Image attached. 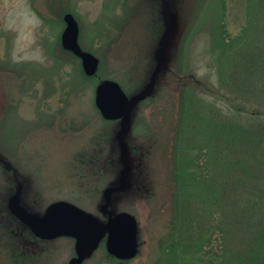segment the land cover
I'll use <instances>...</instances> for the list:
<instances>
[{
  "label": "rangeland",
  "instance_id": "obj_1",
  "mask_svg": "<svg viewBox=\"0 0 264 264\" xmlns=\"http://www.w3.org/2000/svg\"><path fill=\"white\" fill-rule=\"evenodd\" d=\"M256 1L0 0V154L14 169L10 173L0 162V209L3 202L10 209L18 192L22 204L38 214L60 199L103 224L110 214H134L140 254L124 264H173L174 253L181 254L174 264H202L208 237L216 246L230 242L234 248L252 232H262L237 213L247 207L243 199L232 207L223 194L238 181L244 194L264 190L257 150L228 129L235 115L227 98L236 97L230 90L236 52L246 43L252 52L261 49L248 37L256 26L264 33ZM68 13L79 22L82 47L100 60L95 79L82 73L81 57L61 47ZM174 60L181 85L163 71L148 90L153 99L137 104L133 98L122 119L102 116L94 102L101 81L114 80L136 97L160 66L171 69ZM189 73L220 91L190 87L184 81ZM227 77L231 85L224 89ZM158 85L163 89L154 97ZM256 103L264 107V91ZM228 143L236 145L237 154L230 156H238V163L222 162ZM11 179L22 183L11 190ZM188 195L206 204L200 212L189 211L195 219L189 226L182 215ZM262 210L260 217L264 204ZM202 220L211 232L198 226ZM233 220L240 222L232 225ZM5 229L0 223V264H69L75 252L74 241L63 236L21 256ZM104 245L87 264H118Z\"/></svg>",
  "mask_w": 264,
  "mask_h": 264
},
{
  "label": "trees",
  "instance_id": "obj_2",
  "mask_svg": "<svg viewBox=\"0 0 264 264\" xmlns=\"http://www.w3.org/2000/svg\"><path fill=\"white\" fill-rule=\"evenodd\" d=\"M257 6V15L260 19L264 17L262 8L264 7V0H257L256 2ZM257 23V20L256 22ZM255 31L251 34H249L248 37H252V42L254 44H258V47H261L260 50L252 52L251 46L249 44H245L242 50H237L236 54L238 56V64L236 63V67L234 72L232 73L231 82L234 81V83H231L232 86H230V80L224 79L222 82V88H227L230 86V90L233 94H236V97L231 96L228 99L229 103L231 102L229 106H231L232 110L234 111V119L232 120L231 126H229L228 129L236 130L237 133V140L240 142L245 141V139H248L247 144L249 143L250 147L253 150H257V153H255L257 162L255 161V164L259 163V173L263 174L264 176V107L257 105L256 101L258 96H263V79H264V33L259 29V26H256L253 28ZM231 45V43L229 44ZM249 46V47H247ZM62 49L69 52L74 57H80L78 54L73 52L70 49L65 48L63 45H61ZM247 47V48H246ZM84 49V48H83ZM86 50V49H84ZM243 52V55L240 53ZM245 52H249L248 54H245ZM178 60H174V62L171 63L172 68L166 66H160L158 68L157 72L152 74V77L148 82H145L140 89V94H137L138 96L137 104L142 103L147 99H153L150 97L148 93V90L152 89L153 86L156 85L157 81H160L159 79L163 77V74L168 75L169 73L176 75L178 79V84L181 85L180 77L178 71ZM234 64V63H233ZM101 63L99 65L100 70ZM170 66V65H169ZM158 67V65H157ZM156 67V68H157ZM155 68V70H156ZM234 68V66H233ZM82 73L84 76L88 79H95L97 74L95 75H87L85 74L83 68ZM163 71H165L163 73ZM154 75V76H153ZM179 75V76H178ZM187 85L190 87H200L209 90V92L217 94L220 90L219 87L216 88L215 85L208 84L207 80H202L199 77H197L193 73H189L185 76V80ZM103 82V81H101ZM158 85L156 87V92L154 94V97L157 95V93L163 89V87L159 88ZM155 88V87H154ZM223 90V89H222ZM140 95V97H139ZM250 102V103H248ZM254 102V103H252ZM256 106H254V105ZM211 110V109H210ZM215 112L214 109L211 110ZM182 113V108H181ZM217 126V123H214V127ZM227 126V124H226ZM234 143V142H231ZM175 144V143H174ZM178 144V143H177ZM236 145L227 144L226 147L229 148V154H226L223 157L222 162L229 163L232 161V163H238L239 157H232L230 154H237V150L235 148ZM236 151V152H233ZM261 156V159H260ZM254 157V156H253ZM230 159V160H229ZM93 163V162H92ZM253 163V162H252ZM97 165V164H96ZM13 170H10L8 172H12ZM96 171V169H93ZM86 174V173H85ZM256 177H253L255 179ZM264 178V177H263ZM252 179V180H253ZM257 180V179H256ZM16 181V180H15ZM238 181V180H237ZM11 186L12 188H9L13 190V188L17 185V183L21 184L22 181L19 179L17 182H12L11 179ZM225 183H223L224 185ZM237 184L238 187H235ZM241 183L235 182L234 186L228 187V190L223 191L224 197L229 202V204L232 207H237L240 204V199L244 200V205H247L245 209L242 208L241 210H238L237 213H241V217L243 220H250L251 225H255L258 227L264 228V216H261L258 214L259 210H262V206L264 204L262 200V195L264 194V190L261 187L259 189V192L256 190L254 192H247L244 194L240 190ZM245 189V188H244ZM229 191V196L226 195V193ZM263 191V192H262ZM12 192V191H11ZM3 196H1V199ZM204 197V196H202ZM5 201V200H4ZM208 204V203H207ZM194 205V206H193ZM206 207V204H204L203 199L200 196H192L188 195L182 202V215H185L186 218L189 221H184V224L188 223L191 220V216L189 215V211L200 212L201 209H203L201 206ZM222 205L224 203H221V210ZM5 203L3 202L2 210L0 209V219L1 224L4 227L5 225V235L10 238L11 246L17 251L19 255L23 254L24 252H31L30 250H33L32 248L36 247V245L42 244V239L37 237L33 232H31L30 228L24 224L21 220H19L16 216H14L11 211L7 208ZM187 211V212H186ZM263 211V210H262ZM205 213V211H203ZM223 215V211L221 213ZM259 215V218L256 217V215ZM255 215L256 218H253ZM175 218V214H174ZM7 219V220H6ZM249 221V223H250ZM240 221H234L232 222V225L238 224ZM4 224V225H3ZM174 224V223H173ZM194 224V223H193ZM210 223L205 221L199 222L198 226L203 225L206 229V231H210L211 229L208 227ZM4 229V228H3ZM10 230L9 232L7 230ZM216 230V229H215ZM214 231V229H213ZM211 232V231H210ZM244 240L241 239V244L238 246L230 247V242L227 244H219L216 246V243L214 241L213 236L208 237V239L205 241V243L208 244V247L205 250L206 257L201 258L202 264H264V230L262 232H252L249 236L247 235ZM43 246V244H42ZM44 247V246H43ZM181 255V254H180ZM180 255H176L175 253L171 257V263L174 264V262L178 261V257ZM196 255V254H195ZM22 256V255H21ZM20 256V257H21ZM25 256V253H24ZM197 257V255H196Z\"/></svg>",
  "mask_w": 264,
  "mask_h": 264
},
{
  "label": "water",
  "instance_id": "obj_3",
  "mask_svg": "<svg viewBox=\"0 0 264 264\" xmlns=\"http://www.w3.org/2000/svg\"><path fill=\"white\" fill-rule=\"evenodd\" d=\"M65 22L66 28L62 34L63 45L81 56L83 68L88 75L95 74L99 67V58L81 48L78 41L80 28L74 15L67 14ZM133 98L136 100L138 96ZM133 98H129L118 82L106 80L99 85L95 102L105 118L116 119L128 114L130 100ZM0 161L4 163L6 169L13 168L12 163L1 155ZM107 205L108 203L105 204ZM9 208L40 238L74 237L79 257L73 262H80L83 259V252L90 246L92 240L102 234L101 230L107 232V250L110 254L127 259L138 253V220L129 212L110 214L108 221L103 224L99 223L91 212L77 204L58 200L51 203L44 213L38 214L29 211L22 204L18 192L10 198Z\"/></svg>",
  "mask_w": 264,
  "mask_h": 264
},
{
  "label": "flooded vegetation",
  "instance_id": "obj_4",
  "mask_svg": "<svg viewBox=\"0 0 264 264\" xmlns=\"http://www.w3.org/2000/svg\"><path fill=\"white\" fill-rule=\"evenodd\" d=\"M71 240H75L74 238H70ZM103 238H101L102 240ZM103 242V241H102ZM101 246V245H100ZM100 246H97L96 248H99ZM74 251H75V254L71 257V259L69 260V264H87V261L89 260L88 257L91 256V254H88V255H85V253L83 254V259L80 261V262H73V260L75 258H78L79 255L76 253V247L74 246ZM114 260H117L118 264H124L126 262V260H121V259H118L116 257H113ZM99 264V263H98ZM101 264V263H100Z\"/></svg>",
  "mask_w": 264,
  "mask_h": 264
}]
</instances>
